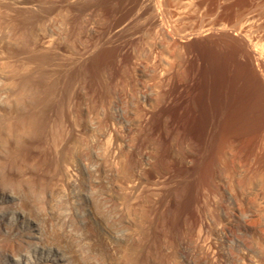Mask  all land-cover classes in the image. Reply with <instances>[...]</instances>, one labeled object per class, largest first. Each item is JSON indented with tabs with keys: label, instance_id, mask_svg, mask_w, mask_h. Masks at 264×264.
I'll return each mask as SVG.
<instances>
[{
	"label": "rangeland",
	"instance_id": "obj_1",
	"mask_svg": "<svg viewBox=\"0 0 264 264\" xmlns=\"http://www.w3.org/2000/svg\"><path fill=\"white\" fill-rule=\"evenodd\" d=\"M209 24L244 26L264 56V0H0V264H125L138 252L137 264H232L240 234L221 244L222 260L196 245L189 256L185 221L170 234L165 206L183 173L172 175L169 156L194 147L168 109L159 130L147 123L170 87L189 86L188 50L210 49L175 37ZM99 49L98 64L74 70ZM41 73L69 78L47 95L42 130L17 160L22 131L7 119L28 109L21 78Z\"/></svg>",
	"mask_w": 264,
	"mask_h": 264
},
{
	"label": "bare ground",
	"instance_id": "obj_2",
	"mask_svg": "<svg viewBox=\"0 0 264 264\" xmlns=\"http://www.w3.org/2000/svg\"><path fill=\"white\" fill-rule=\"evenodd\" d=\"M232 27L209 24L175 37L174 43L179 46L187 48L193 39L194 46L202 41L210 49L188 50L185 57L192 72L190 87H170L166 107L148 113L147 123L159 130L161 116L168 109L173 128L181 132L182 141L194 147L181 157L174 153L169 156L172 175L183 173L169 191L164 207L163 220L170 234H178L185 221L189 256L196 245L214 260L229 254L232 264H264V56L244 35V26ZM212 48L217 49L216 53ZM101 51L104 52L99 49L80 59L74 70L98 64ZM41 76L42 73L27 74L21 78L28 109L15 110L7 119L10 128L22 131L13 149L17 160L28 155L31 140L42 130L47 95L62 89L69 78L63 74L46 82ZM248 79L250 86H246ZM58 126L50 137L55 145L62 138ZM228 195L230 203L226 201ZM208 218L216 223L215 230ZM200 223L211 229L205 233L196 231ZM214 231L221 237L214 236ZM233 233L240 234L243 240L228 246L229 253L225 255L221 244L225 248ZM142 257L141 252L135 258L129 255L125 264H137Z\"/></svg>",
	"mask_w": 264,
	"mask_h": 264
}]
</instances>
